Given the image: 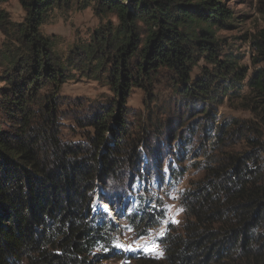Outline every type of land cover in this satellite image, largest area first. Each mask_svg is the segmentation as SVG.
Wrapping results in <instances>:
<instances>
[{"label":"trees","instance_id":"16d2710c","mask_svg":"<svg viewBox=\"0 0 264 264\" xmlns=\"http://www.w3.org/2000/svg\"><path fill=\"white\" fill-rule=\"evenodd\" d=\"M7 1L0 0V28L11 24L1 7ZM20 1L27 17L18 39L28 54L11 59L0 79V264H112L122 258L121 264H264L263 134L254 137L259 128L244 121L217 119L226 99H248L264 112V26L251 40L250 73L241 54L224 53L217 34L237 22L226 0ZM75 4L119 21L66 61L54 54L41 26L55 8ZM74 59L83 71L96 59L118 94L115 107L87 118L95 131L88 142L59 136V88L72 79ZM202 62L212 68L193 75ZM160 77L171 79L181 108L199 102L190 104L189 112L198 110L195 121L188 134L180 133L167 163L162 147L150 142L163 137V120L154 122L149 113V126L132 131L122 109L132 89H153ZM237 134L251 149L232 148ZM196 138L199 146L192 148ZM201 157L202 176L180 198L185 218L170 222L149 185L177 186L187 160ZM107 179L122 193H102L96 208L95 189ZM103 203L139 238L165 225L157 239L161 258L113 247L122 227Z\"/></svg>","mask_w":264,"mask_h":264},{"label":"rangeland","instance_id":"374dc122","mask_svg":"<svg viewBox=\"0 0 264 264\" xmlns=\"http://www.w3.org/2000/svg\"><path fill=\"white\" fill-rule=\"evenodd\" d=\"M228 5L233 9L234 15L237 17L236 25L231 30L219 29L217 31L220 42L223 46V51H233L236 54H241L242 64L250 67V73L254 68L253 56L255 53L251 46V40L257 31L264 26V0H226ZM7 11L8 21L11 24H6L7 27L0 28V79L8 72L10 60L20 61L27 56L28 47L19 38V27L26 22L27 12L24 9L20 0H8L1 6ZM116 16L102 18L93 8L88 6L83 8L78 4L71 7H57L52 10L46 22L41 26V34L52 41L54 54L57 58L68 59L73 58L77 48L83 44L90 43L96 32L101 31L106 24L110 22L117 24ZM10 55V57H8ZM17 56V57H15ZM8 57V59H7ZM78 59H74V65H69V74L72 77L67 83L59 88V108L58 116L59 136L66 141L88 142L89 136L94 135V128L86 123L95 110H105V106H116L118 94L112 90L109 85L107 71H98V62L96 59L90 61L87 71L78 67ZM203 67L212 68L205 62L200 63L199 67L194 69L193 75H200ZM3 83L0 82V88ZM181 99L173 90L171 79L160 77L154 88L151 89H132L123 111L127 113V125L132 127V131H137L140 125L149 126L147 119L149 113L153 116L154 122L163 120L164 134L158 140L155 137L150 139L151 143L156 144L154 148L157 150V143L160 145L158 150H163V163H167L169 154L179 144V135L188 134L189 126L195 121V116L198 110L188 111L191 105L194 108L199 107V102L191 101L181 108L180 104H176L177 100ZM183 100V99H182ZM196 102V104H195ZM191 104V105H190ZM162 108V109H161ZM164 108V110H163ZM163 110V111H162ZM163 112V113H162ZM59 113V112H58ZM117 113V112H116ZM219 122L223 120H238L246 122L257 128L259 133H248V136L253 134L254 137H260L263 134L261 141L264 142V112L262 108L255 106V102L248 99H226L220 105L218 118ZM82 121V122H80ZM217 122L216 124H219ZM167 126V127H166ZM151 127L149 138L153 132ZM110 140L111 134L108 135ZM237 134L233 137L236 142L233 149L244 151L251 149L252 143L247 138ZM187 144V141L183 142ZM182 143V144H183ZM171 145V148H167ZM181 145V143H180ZM183 146V145H182ZM190 146V145H189ZM187 146V147H189ZM192 148L199 146V139L193 141ZM184 147V146H183ZM174 148V149H173ZM203 157L192 159L189 158L186 162L187 172L177 186L160 185L150 183L153 193L162 197L168 210V219L170 222L179 223L183 221L185 215L180 204L182 194L193 188V184L202 176L201 161ZM148 177L146 181L150 180ZM144 181V183L146 182ZM116 187V184L111 179H107L105 183L100 181L95 189L94 207H100V197L102 193L109 196H118L122 193ZM135 198L134 193L129 195V200ZM104 205V204H103ZM105 206V205H104ZM106 208V207H105ZM113 216V213L110 212ZM117 227L121 228L116 236L114 244H122L125 247L139 248L143 245H150L156 249V252H148L143 250L125 251L130 253H143L148 257L161 258L162 249L158 244V237L162 235L163 228L151 231V233L143 238L137 237L134 231L125 228L126 221H119L116 217ZM125 260L111 262L112 264H121ZM131 264V263H128Z\"/></svg>","mask_w":264,"mask_h":264},{"label":"snow or ice","instance_id":"6c2138e0","mask_svg":"<svg viewBox=\"0 0 264 264\" xmlns=\"http://www.w3.org/2000/svg\"><path fill=\"white\" fill-rule=\"evenodd\" d=\"M113 247H119L125 251L143 250V251H148V252H156V249L154 247H151L150 245H143V246H140L139 248H132L131 246L125 247L122 244H114Z\"/></svg>","mask_w":264,"mask_h":264},{"label":"clouds","instance_id":"9594fccd","mask_svg":"<svg viewBox=\"0 0 264 264\" xmlns=\"http://www.w3.org/2000/svg\"><path fill=\"white\" fill-rule=\"evenodd\" d=\"M104 205H108L107 203H103ZM105 207V206H104ZM97 208V207H96ZM107 210H109L110 212H112L111 210V208H110V206L108 205V208H106ZM113 213V212H112ZM113 217H115V214L113 213ZM125 253H127V252H125ZM130 253H133V252H130ZM127 254H129V253H127Z\"/></svg>","mask_w":264,"mask_h":264},{"label":"bare ground","instance_id":"6f19581e","mask_svg":"<svg viewBox=\"0 0 264 264\" xmlns=\"http://www.w3.org/2000/svg\"><path fill=\"white\" fill-rule=\"evenodd\" d=\"M106 208H108V205H105Z\"/></svg>","mask_w":264,"mask_h":264}]
</instances>
